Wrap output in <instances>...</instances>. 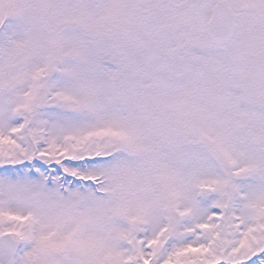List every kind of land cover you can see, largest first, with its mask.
Wrapping results in <instances>:
<instances>
[{
    "label": "snow or ice",
    "instance_id": "1",
    "mask_svg": "<svg viewBox=\"0 0 264 264\" xmlns=\"http://www.w3.org/2000/svg\"><path fill=\"white\" fill-rule=\"evenodd\" d=\"M0 264H264V0H0Z\"/></svg>",
    "mask_w": 264,
    "mask_h": 264
}]
</instances>
